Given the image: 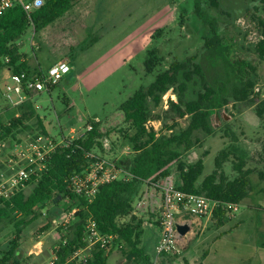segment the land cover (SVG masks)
<instances>
[{
	"label": "rangeland",
	"instance_id": "rangeland-1",
	"mask_svg": "<svg viewBox=\"0 0 264 264\" xmlns=\"http://www.w3.org/2000/svg\"><path fill=\"white\" fill-rule=\"evenodd\" d=\"M194 3L195 0H74L72 8L55 22L37 32L28 28L12 43L28 64L36 66L38 63L45 71L51 64L63 60L71 67V75L63 78L50 92L37 94L30 101L47 133L56 138L65 135L76 139L84 135L87 125L97 123L102 136L98 140L100 146L93 150L95 155L114 161L116 165L128 157L132 152L128 137L133 135V130L124 123L119 106L135 91L146 88L172 63L182 62L201 49L209 28L196 16ZM200 7L214 20L225 40L234 39L236 56L254 65L255 103L247 107L228 105L213 117L214 134L195 132L198 143L187 151L180 150L179 160L187 164L199 159L203 161L199 185L215 170V158L222 150L238 147L246 153L245 169L253 171V184L264 186L256 176V172L264 167V61L255 51L260 39L258 23L264 22V0H201ZM151 49H157L162 61L147 74L144 61ZM10 72V67L1 59L0 111L8 107L3 94L10 81ZM75 84L79 86L77 92L73 90ZM193 88L191 82L185 98L193 97ZM176 99L171 91L162 97L160 107L153 112V115H159V120L149 121L147 129L167 136L171 133L167 129L172 128L175 132L185 127L187 118L178 119L173 111L163 114L169 109V101ZM256 109L262 111L260 118L255 114ZM179 160L168 165L175 181ZM236 160V154L231 155L222 166L227 179L236 176L232 170ZM33 187L29 185L25 194ZM144 189L143 186L139 195ZM249 200L254 210L232 230L225 225L218 227L216 220L210 217L201 233L200 226L192 222L189 233L180 243L181 257L186 248L194 247L199 259L192 264H221L222 257L230 264H257L256 253L264 260V193L254 194ZM71 206L72 201L64 197L57 202L50 201L38 210L36 219L24 227L17 241L20 264H53L52 254L59 245L55 235L60 232L53 219L77 209L75 206L70 209ZM244 210L242 203L234 214L239 215ZM133 217L141 222L138 247L152 258L158 229L156 209L148 205ZM19 218V214H11L0 223V258L15 239L13 222ZM129 218H121L118 222L125 223ZM47 223L49 227L42 230ZM69 231L68 228L66 232L69 234ZM250 231L254 232L252 237ZM130 250L126 243L116 238L107 249V264H138L130 258Z\"/></svg>",
	"mask_w": 264,
	"mask_h": 264
},
{
	"label": "trees",
	"instance_id": "trees-1",
	"mask_svg": "<svg viewBox=\"0 0 264 264\" xmlns=\"http://www.w3.org/2000/svg\"><path fill=\"white\" fill-rule=\"evenodd\" d=\"M43 6L31 13L21 9H12L0 17V60L9 58L13 73L25 70V63L20 62L22 55L18 53L12 43L24 32L32 27L34 32L43 29L66 14L73 6L74 0H43ZM201 0H195L194 12L203 26L209 28V33L203 37L201 49L193 56L182 62H174L168 70L157 75L146 88H140L119 106L124 123L133 130L128 137L131 144V154L117 162L128 174L127 180H118L99 187L94 199L87 203L84 199L75 197L69 191V179L80 173L86 166L85 153L100 146L101 133L97 123H91V129L82 137L68 142L67 146L55 152L49 160L48 170L37 180L29 194L21 192L10 202L0 204V223L11 214H19L20 218L13 222L15 239L11 247L0 258V264H20L17 241L22 230L36 219L38 210L48 202H57L59 198L67 197L72 201V207H77L75 219L69 226L66 244L56 251L58 262L64 261L81 244L83 226L87 219L95 222L101 234L113 235L122 240L130 248V258L138 264H151V258L139 246L141 236L140 220L130 216L132 204L138 197L145 182L153 176L169 174L168 165L179 160L181 151L192 148L198 140L194 133L201 131L206 135L214 134L213 117L228 105L240 104L247 107L255 103L253 92L255 88L254 65L236 56L234 39L225 40L215 26L214 20L208 18L200 7ZM260 29L259 40L255 51L264 61V22L258 23ZM162 58L157 49L147 52L144 61L145 72L151 74ZM193 83L190 99L185 98L187 88ZM55 87V86H54ZM176 95V101H169V109L163 114L175 112L178 119L187 118L185 127H180L169 135H158L149 130V121L159 120V115H153L159 108L162 97L170 91ZM22 113L21 119H35V124L42 128V120L35 115L30 105ZM258 118L262 111L256 109ZM21 120H15L12 128L4 129L2 136L12 134ZM194 139V140H193ZM236 141L235 136L232 142ZM236 154V162L232 170L236 176L227 179L222 166L231 155ZM246 153L238 147L222 150L215 158V170L205 176L199 185L197 182L203 174L204 164L201 159L187 164L178 161L176 188L184 193L203 195L215 201L217 207L212 219L219 226L228 221L225 211L226 204H239L249 192L257 188L253 184L250 169H245ZM258 182L264 181V167L256 172ZM130 217L125 223L118 220ZM49 227L47 223L42 230ZM107 248L93 251L89 264H107Z\"/></svg>",
	"mask_w": 264,
	"mask_h": 264
},
{
	"label": "built area",
	"instance_id": "built-area-1",
	"mask_svg": "<svg viewBox=\"0 0 264 264\" xmlns=\"http://www.w3.org/2000/svg\"><path fill=\"white\" fill-rule=\"evenodd\" d=\"M43 3V0H0V17L17 8L31 13L40 9ZM3 61L8 64L9 58L5 57ZM69 72L67 61H61L45 71L25 69L18 73H9L10 81L5 85L3 94L8 107L0 111V204L10 202L29 185H34L48 170L50 157L74 140L63 135L57 138L50 136L44 126L40 128L35 124L33 118L21 119L22 113L27 111L26 105L35 110L30 102L35 95L50 92ZM15 120L21 121L16 124L14 135L2 136L3 130L12 128ZM90 129L91 126L87 125L85 132ZM11 136L15 138L12 139ZM84 158L86 166L80 173L70 177L68 185L69 191L75 197L82 198L87 203L94 199L100 186L128 179V174L114 161L101 159L93 151L85 153ZM144 187L143 194L132 204L130 216H137V211L148 205L155 207L159 236L151 264H174L181 257L180 243L183 238L177 232V225H188L191 228L187 216L212 217L217 203L203 195H192L178 190L171 173L151 177ZM224 208L228 216L238 209L236 204H226ZM76 210L73 208L53 219L54 226L60 231L55 235L59 245L52 254L53 264H89L93 251L109 247L117 238L101 234L95 222L87 219L80 246L64 261L58 262L56 251L66 244V230L74 221Z\"/></svg>",
	"mask_w": 264,
	"mask_h": 264
},
{
	"label": "crops",
	"instance_id": "crops-1",
	"mask_svg": "<svg viewBox=\"0 0 264 264\" xmlns=\"http://www.w3.org/2000/svg\"><path fill=\"white\" fill-rule=\"evenodd\" d=\"M20 62H24L25 63V69H27L28 71H38L39 69L42 70L40 68V66L38 65V63H37L36 66L35 65L28 64L27 63V59L24 56H22L20 58ZM51 65H53V64H51ZM50 66H48V67H50ZM69 75H71V67H70V72L66 76H69ZM73 90L77 92L79 90V86L77 84H75V86H73ZM119 113H120V115L122 114L121 112H119ZM42 126H44L43 125V122H42ZM63 136H65V135H63ZM261 183H264V181L261 182ZM263 193H264V186H263V184H261V185L257 186V188L254 191L249 192L248 195L239 204H237V207H238L240 204L243 203V207L245 208V210L243 212H241L239 215L232 214L231 216L228 217V221L224 224L225 226L229 227L228 230H230V229L232 230L233 228H237L238 227V224L241 222V220L244 217L248 216L249 213L251 214L252 210H254L253 204L249 200L250 196H252L254 194H263ZM189 219H190L189 221L191 223L193 222L196 226H200V231L202 233L203 230H204V228H205V226H206V224H207V222H208V220L210 218L209 217H191ZM232 223H234V224H232ZM220 228H223V226L220 227ZM253 231L255 232V230H253ZM253 231H250V233H249L251 237L254 235V232ZM158 236H159V234H158V229H157V240H158ZM156 243H157V241H156ZM156 243H155V245H156ZM198 244H199V241H198ZM254 247L255 246L253 245V248ZM193 249H194V247L191 248V249L186 248L184 250V253H182L183 254L182 257H181L182 259L180 258L178 260H175L174 261V264H192L193 261H196L197 259H199V256L197 254V251H195ZM203 257H206V256H203ZM255 258H256L255 260L257 261V264H264V260L261 257L257 256V253H256ZM261 260H263V262ZM221 264H230V262L228 260H226L225 257H222L221 258Z\"/></svg>",
	"mask_w": 264,
	"mask_h": 264
},
{
	"label": "water",
	"instance_id": "water-1",
	"mask_svg": "<svg viewBox=\"0 0 264 264\" xmlns=\"http://www.w3.org/2000/svg\"><path fill=\"white\" fill-rule=\"evenodd\" d=\"M176 228L180 237H184L190 231V227L188 225H177Z\"/></svg>",
	"mask_w": 264,
	"mask_h": 264
}]
</instances>
